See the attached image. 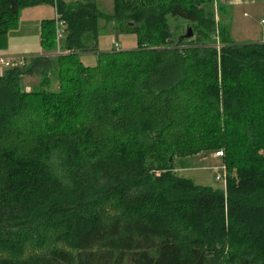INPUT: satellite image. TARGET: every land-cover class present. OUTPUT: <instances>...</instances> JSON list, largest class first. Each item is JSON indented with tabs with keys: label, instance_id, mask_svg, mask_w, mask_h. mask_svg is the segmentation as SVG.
Here are the masks:
<instances>
[{
	"label": "trees",
	"instance_id": "trees-1",
	"mask_svg": "<svg viewBox=\"0 0 264 264\" xmlns=\"http://www.w3.org/2000/svg\"><path fill=\"white\" fill-rule=\"evenodd\" d=\"M214 2L0 0V48L24 8L65 22L0 75V264H264V41L217 47ZM100 19L137 46L84 65ZM217 149L224 190L176 173Z\"/></svg>",
	"mask_w": 264,
	"mask_h": 264
},
{
	"label": "rangeland",
	"instance_id": "rangeland-1",
	"mask_svg": "<svg viewBox=\"0 0 264 264\" xmlns=\"http://www.w3.org/2000/svg\"><path fill=\"white\" fill-rule=\"evenodd\" d=\"M97 8L104 13L112 14L113 0H95ZM45 9L39 13L35 8H25L20 10L18 22L12 27L6 36V44L4 49L0 48V56L12 61V57L18 56L24 58L26 62H30L34 55H45V51L40 46V28L41 20L49 19L53 16V8L45 4ZM215 16L218 21L215 26L216 32L213 42L219 47L222 39H231L236 43L254 42L264 36V24L260 23L263 16H248V6L238 5L236 7L231 4L215 3ZM169 17V22L173 28L184 33L190 24L183 19ZM98 39L97 53H85L80 55V61L84 65H94L97 62L98 54L105 52L114 47L117 43L118 50H130L137 46L136 35L134 33L123 32L120 30L116 20L106 21L98 20ZM223 30V31H222ZM193 38V36L191 37ZM190 38V39H191ZM40 53V54H38ZM53 54V53H51ZM8 67L0 65V75L6 71ZM23 84L27 89L37 85L39 76H24ZM57 83L53 78L51 89H56ZM213 152H198L194 155L186 157H177L174 159L175 171L179 176L192 179L196 184L220 187L224 190L225 183L215 180V173L212 166L221 165L223 160L213 156ZM224 164V163H223ZM227 175V174H226Z\"/></svg>",
	"mask_w": 264,
	"mask_h": 264
},
{
	"label": "built area",
	"instance_id": "built-area-1",
	"mask_svg": "<svg viewBox=\"0 0 264 264\" xmlns=\"http://www.w3.org/2000/svg\"><path fill=\"white\" fill-rule=\"evenodd\" d=\"M54 21H55V29H56V36H57L56 40L59 41L64 36V33H65V22L60 18V15L59 13H57V11L55 12ZM117 46L118 45L115 44V48ZM59 52L60 51L58 50L57 53ZM24 63H25V59L20 58L18 56L12 57L11 62L0 56V65L6 66V67H13L15 65H23ZM223 155H224V152L222 149H217L213 152V156L216 158L218 157L221 159ZM212 169L215 173V177H214L215 180L225 183L226 174H227L226 165L222 163L221 165L212 166Z\"/></svg>",
	"mask_w": 264,
	"mask_h": 264
},
{
	"label": "crops",
	"instance_id": "crops-1",
	"mask_svg": "<svg viewBox=\"0 0 264 264\" xmlns=\"http://www.w3.org/2000/svg\"><path fill=\"white\" fill-rule=\"evenodd\" d=\"M216 1H217V3L221 2L222 4H231L234 7H236L238 5H247L248 6V14L247 15L257 17V16H260V14H261L263 17L260 18V23L264 24V21H263L264 20V0H215L214 3H216ZM44 6H45V4H40V5L33 6L32 8H35V10H37L39 13H42L41 11L45 9ZM49 6H51L53 8V12H54L53 16H51L49 19H54L56 10H55L54 6H52V5H49ZM28 8H30V7H28ZM260 41H264V36L261 39L255 40L254 42H260ZM115 44H117V43H115ZM115 44H114V46H115ZM38 54H40V53H38Z\"/></svg>",
	"mask_w": 264,
	"mask_h": 264
},
{
	"label": "water",
	"instance_id": "water-1",
	"mask_svg": "<svg viewBox=\"0 0 264 264\" xmlns=\"http://www.w3.org/2000/svg\"><path fill=\"white\" fill-rule=\"evenodd\" d=\"M192 36H193L192 28L190 26H188L186 31L184 33H182L181 35H179L177 41L183 40V39H189Z\"/></svg>",
	"mask_w": 264,
	"mask_h": 264
}]
</instances>
